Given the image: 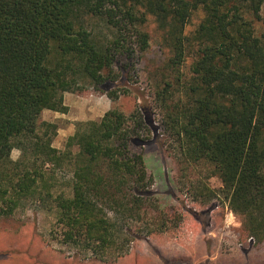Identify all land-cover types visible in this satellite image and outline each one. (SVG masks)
<instances>
[{
  "label": "trees",
  "instance_id": "trees-1",
  "mask_svg": "<svg viewBox=\"0 0 264 264\" xmlns=\"http://www.w3.org/2000/svg\"><path fill=\"white\" fill-rule=\"evenodd\" d=\"M263 11L264 0H0V218L53 198L58 245L101 261L128 254L107 210L133 215L153 205L141 195L152 179L135 150L150 113L113 109L78 122L64 150L53 146L59 127L43 113L66 114V93L117 81V70L149 48L142 27L150 15L172 54L167 67L177 72L158 91L170 134L188 160L213 167L242 234L263 242ZM197 12L203 19L187 32ZM64 166L73 174L70 193L52 195L48 176ZM164 218L148 236L171 229Z\"/></svg>",
  "mask_w": 264,
  "mask_h": 264
},
{
  "label": "rangeland",
  "instance_id": "rangeland-1",
  "mask_svg": "<svg viewBox=\"0 0 264 264\" xmlns=\"http://www.w3.org/2000/svg\"><path fill=\"white\" fill-rule=\"evenodd\" d=\"M202 19L203 14L197 12L187 32ZM142 31L149 36V48L133 62H127L125 72L117 70V81L107 83L104 90L86 88L83 92L66 93L65 105L75 110L59 120L53 118V111L43 113V120L55 123L59 130L69 126L73 118L100 121L113 109L126 116L140 108L150 113L152 125L146 114L140 133L144 142L135 150L143 152L152 179V185L141 195L150 196L153 205L142 206L133 215L119 208L107 210L118 229V247L128 250V254L101 261L91 253L58 245L54 238L61 239L62 230L51 198L45 203L28 201L11 217L0 218V264H264V241L256 243L242 234L241 217L232 212L213 167L188 160L182 155L181 144L170 134L158 91L164 82H175L177 72L167 67L172 54L154 17L147 16ZM190 65L188 60L181 69L185 76L189 75ZM108 91H116L119 98L112 101ZM77 123L74 122L75 131ZM69 138L61 140L57 135L53 146L64 150ZM19 157L20 151L15 149L12 159ZM48 177L54 185L52 195L70 193V167L58 168ZM159 215L165 217L171 229L148 236ZM236 252L244 255V260L233 259ZM209 255L217 259L210 261Z\"/></svg>",
  "mask_w": 264,
  "mask_h": 264
},
{
  "label": "crops",
  "instance_id": "crops-1",
  "mask_svg": "<svg viewBox=\"0 0 264 264\" xmlns=\"http://www.w3.org/2000/svg\"><path fill=\"white\" fill-rule=\"evenodd\" d=\"M65 100H66V98H65ZM67 106L70 108L69 109V111H70L69 113L72 114L74 112L75 108L72 107L69 104H67ZM109 109H110V107L108 108V110ZM53 114L55 115V117H53V118L56 119V120H59L60 118H63L65 116V114H58L56 112H54ZM88 120H90V119L83 118V117H79L78 119L73 118L72 119V123L69 126H67L66 128H60V130L58 132V138L61 139V140L62 139L64 140V139H66L68 137L73 136L74 135V132H75L74 122H82V121H88ZM208 257H209V260L210 261L211 260L212 261H215L217 259L216 256L215 257H212V256L209 255ZM232 258L233 259H241V260H244V255L240 254L239 252L238 253L236 252V253L233 254V257ZM233 259H231V260H233Z\"/></svg>",
  "mask_w": 264,
  "mask_h": 264
},
{
  "label": "built area",
  "instance_id": "built-area-1",
  "mask_svg": "<svg viewBox=\"0 0 264 264\" xmlns=\"http://www.w3.org/2000/svg\"><path fill=\"white\" fill-rule=\"evenodd\" d=\"M253 240V239H252ZM254 241V240H253Z\"/></svg>",
  "mask_w": 264,
  "mask_h": 264
}]
</instances>
